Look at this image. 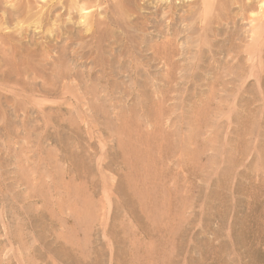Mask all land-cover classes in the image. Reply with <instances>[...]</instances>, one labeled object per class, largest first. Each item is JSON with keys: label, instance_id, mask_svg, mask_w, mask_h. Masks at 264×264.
Instances as JSON below:
<instances>
[{"label": "rangeland", "instance_id": "1", "mask_svg": "<svg viewBox=\"0 0 264 264\" xmlns=\"http://www.w3.org/2000/svg\"><path fill=\"white\" fill-rule=\"evenodd\" d=\"M0 264H264V0H0Z\"/></svg>", "mask_w": 264, "mask_h": 264}]
</instances>
